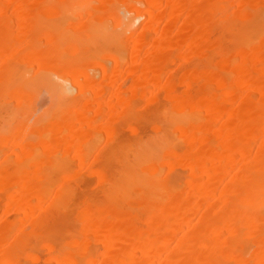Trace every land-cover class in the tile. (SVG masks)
Here are the masks:
<instances>
[{"label":"bare ground","instance_id":"bare-ground-1","mask_svg":"<svg viewBox=\"0 0 264 264\" xmlns=\"http://www.w3.org/2000/svg\"><path fill=\"white\" fill-rule=\"evenodd\" d=\"M41 244L264 264V0H0V264Z\"/></svg>","mask_w":264,"mask_h":264},{"label":"rangeland","instance_id":"rangeland-1","mask_svg":"<svg viewBox=\"0 0 264 264\" xmlns=\"http://www.w3.org/2000/svg\"><path fill=\"white\" fill-rule=\"evenodd\" d=\"M185 17H187V16H183V17L180 19L179 22H180L181 25H183L184 23H186V22L190 19L189 17H187V18H189V19L186 20V21H184V20H185ZM183 18H184V20L182 21ZM187 18H186V19H187ZM181 21H182V22H181ZM188 22H189V21H188ZM207 28H208V26H207ZM201 45H202V44H201ZM202 46H203V45H202ZM202 46H201V47H202ZM199 47H200V46H199ZM132 132H133V131H132ZM76 166H77V165H76ZM76 166H74V169L76 168ZM95 180H96V179H95ZM96 182H97V181H96ZM95 186H96V183H95ZM76 215H77V214H76ZM69 216H70V215H69ZM60 217H61V216H60ZM75 217H76V216H75ZM77 217H78V216H77ZM62 218H64V216H63ZM71 218H72V217H71ZM71 218L69 217L70 220H71ZM69 219H68V217H67V220H68V221H66V222L70 223ZM76 219H77V220H76ZM76 219H74V221H73V219H72V221H71L70 224H68V223H63L62 226H65L66 229H67V228H68V229H71V228H72V229L74 230V229L76 228V224H77V222H78V220H79L78 218H76ZM63 220H64V219H63ZM75 220H76V222H75ZM74 222H75V225L73 224ZM78 223H79V222H78ZM62 226H61V229H58V231L55 232V235H56V236L58 235V234H56L57 232L59 233L61 230H65L64 227L62 228ZM59 228H60V226H59ZM54 231H55V230H54ZM70 231H71V230H70ZM63 232H66V231H63ZM63 232H60L61 235H58L57 237L59 238V237H61L62 235L64 236L66 233H63ZM67 232H68V231H67ZM62 233H63V234H62ZM63 236H62V237H63ZM54 237H55V236H54ZM57 237H56V238H57ZM44 244H45V241H44ZM41 246H42V244H41ZM45 247H46V246H44V247L42 246V248H41L44 252H43V251H42V252H39V251H38V252L41 253L42 255L44 254V256L39 255V256H37V258H35V259H34V258H30V259H29V257H28V263H30V264H32V263H33V264H36V263H37V264H38V263L42 264L43 262L48 261V259H50V258H49L50 255H48V254H51V253H49V252H51V251H50V250H51V249H50L51 246H47V248H45ZM41 249H40V250H41ZM48 249H49V250H48ZM34 253H35V252H34ZM31 254H33V253H30V255H31ZM35 254H36V253H35ZM45 254L48 256V259H47V257H46ZM37 255H38V254H37ZM24 256H25V255H24ZM24 256H22V258H23ZM27 256H28V255H27ZM32 256H34V255H32ZM41 257L44 258V260H42ZM22 258H21V259H22ZM24 259H25V263L28 264L27 261H26V257H24ZM45 259H47V260L45 261ZM29 260H30V261H29ZM39 260H40V261H39ZM50 260H53L52 257H51ZM50 260H49V261H50ZM21 261L24 262L23 260H21ZM41 261H43V262H41ZM54 261H55V260L50 261V262H46V264H47V263L58 264L57 261H55V262H54ZM52 262H54V263H52ZM62 263H63V262H61V263H59V264H62ZM43 264H45V263H43ZM64 264H68V262H64Z\"/></svg>","mask_w":264,"mask_h":264}]
</instances>
